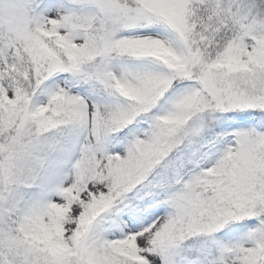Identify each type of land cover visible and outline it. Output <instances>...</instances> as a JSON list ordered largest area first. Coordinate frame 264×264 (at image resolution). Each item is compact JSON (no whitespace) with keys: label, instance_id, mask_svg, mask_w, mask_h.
I'll use <instances>...</instances> for the list:
<instances>
[{"label":"snow or ice","instance_id":"1","mask_svg":"<svg viewBox=\"0 0 264 264\" xmlns=\"http://www.w3.org/2000/svg\"><path fill=\"white\" fill-rule=\"evenodd\" d=\"M0 264H264V0H0Z\"/></svg>","mask_w":264,"mask_h":264}]
</instances>
